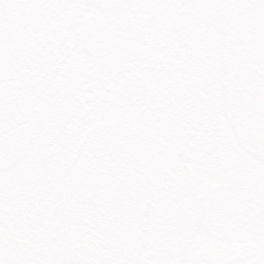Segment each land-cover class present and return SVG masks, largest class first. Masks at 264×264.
<instances>
[{"label":"snow or ice","instance_id":"snow-or-ice-1","mask_svg":"<svg viewBox=\"0 0 264 264\" xmlns=\"http://www.w3.org/2000/svg\"><path fill=\"white\" fill-rule=\"evenodd\" d=\"M0 264H264V0H0Z\"/></svg>","mask_w":264,"mask_h":264}]
</instances>
